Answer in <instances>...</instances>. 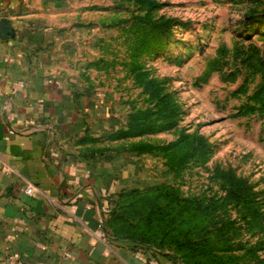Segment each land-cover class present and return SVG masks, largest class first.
Listing matches in <instances>:
<instances>
[{"label": "rangeland", "instance_id": "obj_1", "mask_svg": "<svg viewBox=\"0 0 264 264\" xmlns=\"http://www.w3.org/2000/svg\"><path fill=\"white\" fill-rule=\"evenodd\" d=\"M39 14L58 78L97 102L82 139L111 169L114 235L175 264H264V0H43Z\"/></svg>", "mask_w": 264, "mask_h": 264}, {"label": "crops", "instance_id": "obj_2", "mask_svg": "<svg viewBox=\"0 0 264 264\" xmlns=\"http://www.w3.org/2000/svg\"><path fill=\"white\" fill-rule=\"evenodd\" d=\"M35 12L0 0V264H175L108 226L111 169L82 139L97 102L58 78Z\"/></svg>", "mask_w": 264, "mask_h": 264}, {"label": "built area", "instance_id": "obj_3", "mask_svg": "<svg viewBox=\"0 0 264 264\" xmlns=\"http://www.w3.org/2000/svg\"><path fill=\"white\" fill-rule=\"evenodd\" d=\"M25 192H26L27 194H32V192H33V188H32L31 186L26 187V188H25Z\"/></svg>", "mask_w": 264, "mask_h": 264}, {"label": "trees", "instance_id": "obj_4", "mask_svg": "<svg viewBox=\"0 0 264 264\" xmlns=\"http://www.w3.org/2000/svg\"><path fill=\"white\" fill-rule=\"evenodd\" d=\"M133 240H135V239H133Z\"/></svg>", "mask_w": 264, "mask_h": 264}]
</instances>
